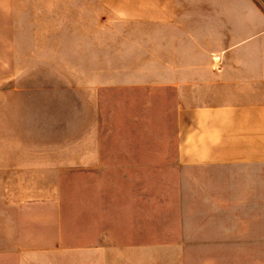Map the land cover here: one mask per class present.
<instances>
[{"label": "rangeland", "instance_id": "obj_1", "mask_svg": "<svg viewBox=\"0 0 264 264\" xmlns=\"http://www.w3.org/2000/svg\"><path fill=\"white\" fill-rule=\"evenodd\" d=\"M155 1L0 0V264H264V185L249 193L244 165L98 162L99 135L146 127L128 85L167 73L146 63L217 61L204 33L264 15Z\"/></svg>", "mask_w": 264, "mask_h": 264}, {"label": "crops", "instance_id": "obj_2", "mask_svg": "<svg viewBox=\"0 0 264 264\" xmlns=\"http://www.w3.org/2000/svg\"><path fill=\"white\" fill-rule=\"evenodd\" d=\"M197 1L201 0L155 3ZM239 11L236 20L218 25L216 33H204V39L213 43L209 53L218 55L217 61L209 56L200 67L180 60L144 63L167 71L128 85L129 96L135 90L140 97L137 101L143 100L144 106L131 119L146 127L118 129L116 125L113 136L99 135V164L177 159L186 166L228 163L235 169L244 165L248 192L263 190L264 15L254 5ZM217 12L218 16L226 13L220 9L214 14ZM179 14L178 10L163 13L160 19H179ZM233 16L226 13V17ZM241 16L247 19H237ZM180 32L174 27L163 36L175 38ZM163 45L167 46L165 41ZM236 172L238 176L240 169Z\"/></svg>", "mask_w": 264, "mask_h": 264}]
</instances>
